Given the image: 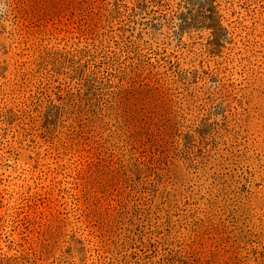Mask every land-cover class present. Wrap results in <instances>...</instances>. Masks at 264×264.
<instances>
[{
	"label": "rangeland",
	"instance_id": "374dc122",
	"mask_svg": "<svg viewBox=\"0 0 264 264\" xmlns=\"http://www.w3.org/2000/svg\"><path fill=\"white\" fill-rule=\"evenodd\" d=\"M0 264H264V0H0Z\"/></svg>",
	"mask_w": 264,
	"mask_h": 264
}]
</instances>
